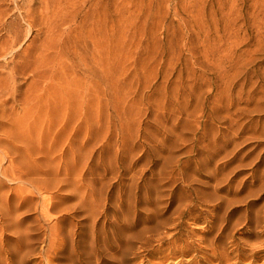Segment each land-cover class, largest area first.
I'll return each mask as SVG.
<instances>
[{"label": "rangeland", "instance_id": "1", "mask_svg": "<svg viewBox=\"0 0 264 264\" xmlns=\"http://www.w3.org/2000/svg\"><path fill=\"white\" fill-rule=\"evenodd\" d=\"M0 258L264 264V0H0Z\"/></svg>", "mask_w": 264, "mask_h": 264}, {"label": "bare ground", "instance_id": "2", "mask_svg": "<svg viewBox=\"0 0 264 264\" xmlns=\"http://www.w3.org/2000/svg\"><path fill=\"white\" fill-rule=\"evenodd\" d=\"M48 2V1H47ZM51 4V3H50ZM88 70V69H87ZM38 182V181H37ZM40 183V181L38 182V184ZM43 188V187H42ZM49 192V191H48ZM44 193V192H43ZM48 200V199H47ZM50 219V218H49ZM50 222V221H49ZM50 237V236H49ZM49 239V238H48ZM48 249V248H47ZM2 250V249H1ZM3 251V250H2ZM6 252V251H5ZM3 253V252H2ZM5 255V254H4ZM3 257V256H2ZM0 259H2V258H0ZM3 260V259H2ZM11 260H13V259H11ZM15 260H16V258H15ZM3 262V261H2ZM6 262V261H5ZM4 262V263H5ZM7 264H8V262H7Z\"/></svg>", "mask_w": 264, "mask_h": 264}]
</instances>
